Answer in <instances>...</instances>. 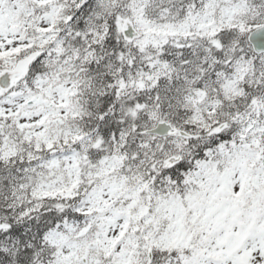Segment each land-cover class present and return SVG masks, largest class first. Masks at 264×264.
Listing matches in <instances>:
<instances>
[{
	"label": "snow or ice",
	"instance_id": "snow-or-ice-1",
	"mask_svg": "<svg viewBox=\"0 0 264 264\" xmlns=\"http://www.w3.org/2000/svg\"><path fill=\"white\" fill-rule=\"evenodd\" d=\"M0 264H264V0H0Z\"/></svg>",
	"mask_w": 264,
	"mask_h": 264
}]
</instances>
